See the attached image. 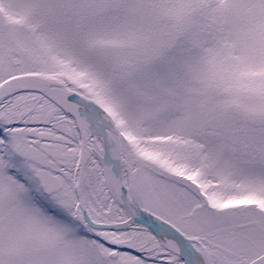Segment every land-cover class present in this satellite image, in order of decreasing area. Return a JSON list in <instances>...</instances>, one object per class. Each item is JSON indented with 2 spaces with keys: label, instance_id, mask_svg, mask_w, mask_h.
<instances>
[{
  "label": "snow or ice",
  "instance_id": "snow-or-ice-1",
  "mask_svg": "<svg viewBox=\"0 0 264 264\" xmlns=\"http://www.w3.org/2000/svg\"><path fill=\"white\" fill-rule=\"evenodd\" d=\"M0 264H264V0H0Z\"/></svg>",
  "mask_w": 264,
  "mask_h": 264
}]
</instances>
